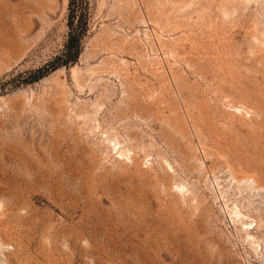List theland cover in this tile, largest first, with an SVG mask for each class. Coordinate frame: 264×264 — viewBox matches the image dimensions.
<instances>
[{
	"label": "rangeland",
	"instance_id": "obj_1",
	"mask_svg": "<svg viewBox=\"0 0 264 264\" xmlns=\"http://www.w3.org/2000/svg\"><path fill=\"white\" fill-rule=\"evenodd\" d=\"M0 264H264V0H0Z\"/></svg>",
	"mask_w": 264,
	"mask_h": 264
},
{
	"label": "trees",
	"instance_id": "obj_2",
	"mask_svg": "<svg viewBox=\"0 0 264 264\" xmlns=\"http://www.w3.org/2000/svg\"><path fill=\"white\" fill-rule=\"evenodd\" d=\"M68 25L70 27L69 35L65 43L64 48V54H66V58H57L59 62L56 63L55 67L61 64L68 65L72 62H74L80 52V36L75 29H73L72 21L71 19L68 22Z\"/></svg>",
	"mask_w": 264,
	"mask_h": 264
}]
</instances>
